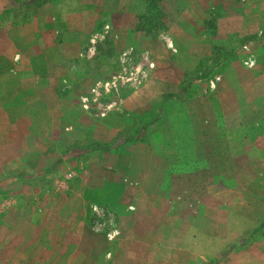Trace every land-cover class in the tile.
<instances>
[{
	"label": "rangeland",
	"instance_id": "374dc122",
	"mask_svg": "<svg viewBox=\"0 0 264 264\" xmlns=\"http://www.w3.org/2000/svg\"><path fill=\"white\" fill-rule=\"evenodd\" d=\"M157 5L165 29L144 31L142 0H0V264H264V49H248L264 43V0ZM200 19L214 54L196 71L200 26H170ZM222 56L262 85L223 95ZM129 138L158 167L137 150L118 170L144 185L108 186L121 202L107 204L94 184L115 169L88 167L90 151ZM142 191L176 211L123 199Z\"/></svg>",
	"mask_w": 264,
	"mask_h": 264
},
{
	"label": "crops",
	"instance_id": "0c3cea01",
	"mask_svg": "<svg viewBox=\"0 0 264 264\" xmlns=\"http://www.w3.org/2000/svg\"><path fill=\"white\" fill-rule=\"evenodd\" d=\"M239 3V2H238ZM190 4V3H189ZM241 6H243L242 3H239ZM191 5V4H190ZM188 6V5H187ZM198 6H202V4H199ZM180 22L176 23L175 25L173 24L172 26H170V29L173 30L174 28L178 27L181 28L180 30H186L187 28H190L192 25L198 27L200 26V30L198 31V33L195 35H193L194 37H196L197 40H199V47L198 48H189L186 49L187 52L189 53L188 56L190 58H192V64L189 67L194 68V66L197 63V60L200 58H204L210 55V51H211V38H210V32L208 31V28H206L203 24V20L200 19V22H186L184 20H179ZM220 29L224 32V33H233L235 31H238L237 28H235L234 26L232 27H226L223 28V26L220 25ZM256 29V28H255ZM255 29H250L247 31H243L241 33H244L243 35L250 32H254L256 31ZM218 30H219V26H218ZM186 32V31H184ZM264 43H255V44H251L250 46H248V49L251 50L253 52V55H255V57L257 55H260L261 51H263ZM231 76V77H230ZM258 76H261L260 74ZM230 78H232L233 80H231ZM221 80H222V84H223V95H225L226 93L230 92V91H242V90H247V89H252L255 88L256 86L260 87V83L256 82L257 78H254L253 81L244 84L239 82L238 77L234 71V68L231 66V64H227L221 71ZM238 88V90L235 91V89ZM219 108L220 107H224V104H222V101L219 100ZM143 104L140 102H132V103H128L126 104L125 109H134L137 107H141ZM224 111V109H222V112ZM221 122L225 123L226 122V116H225V112L222 113V116H220ZM186 122L189 124L190 128L193 129L195 127V125H193L191 123V120H186ZM239 124V122H238ZM137 132H133L132 135L136 134ZM197 134L191 135V138L194 139L196 138ZM223 138V136H221ZM132 140H134V138H131ZM129 139H125L124 141H120L118 144H116V146H110L107 145L104 147V149H97V147H95L94 150L90 151L91 156L89 157V163L87 164L88 167H90L91 163L96 164V165H109L112 164L113 166H111L112 168L115 169V171L113 172L115 174L116 180H101L99 182H96L94 184V188L96 190H98L99 192L104 194V202L105 203H118L121 202V200H115L113 198H111L109 196V194L106 191V188L108 186H118V187H131L133 185H135V187H139L142 186V184L144 185V181L138 182L136 179V181H134L132 178H130L128 176L127 173H125V175L123 176V173H121V169L122 167L126 168V166L129 165V160L130 158L138 151L137 150H144L146 149V154L147 156V162L152 164V168L153 170H157L158 165L157 161L158 158L156 157V155H158V149L155 147H148L142 144V146L140 145L141 143H135V145H126L127 143H129ZM151 149V150H150ZM165 150V149H163ZM235 152V151H234ZM136 153V154H137ZM169 153H172L171 150H169ZM162 154V153H159ZM127 156H129V158H127ZM133 162V161H130ZM138 168V167H137ZM120 171H119V170ZM128 168H126L127 170ZM140 169V168H138ZM125 170V171H126ZM143 173V175L146 174V172L148 171V167L144 168V169H140ZM146 170V171H145ZM122 176V178H121ZM147 177V176H145ZM125 178V179H123ZM158 185H161V182H158ZM127 193V191H126ZM123 199L126 200L127 202H150L151 206L154 207L156 210H158V213H164V215L173 212L174 213V209L176 211L177 207L175 205H172V203L174 204L173 200L174 198L171 197L170 195H145L143 193V191L141 192V194H136V195H126L123 194ZM152 203H162L163 205H156L153 206ZM169 205V206H168ZM168 206V207H167ZM111 211L113 212V214H115V216L118 218L119 214L123 213V207L121 206H110ZM184 210V209H183ZM185 211V210H184ZM163 219H165L163 217ZM120 228V233L122 234L123 230ZM203 232L205 233L206 231H202L201 234H203ZM145 248H140L139 250L136 249H131L129 253H134L137 251H141L143 252ZM125 252V250L123 249H119ZM136 257H140L139 254H136Z\"/></svg>",
	"mask_w": 264,
	"mask_h": 264
},
{
	"label": "trees",
	"instance_id": "16d2710c",
	"mask_svg": "<svg viewBox=\"0 0 264 264\" xmlns=\"http://www.w3.org/2000/svg\"><path fill=\"white\" fill-rule=\"evenodd\" d=\"M157 1L158 0H142V2L144 3V6H142V11H141V14H140V17L143 19H146L147 20V24L144 26L143 25V21L140 22L139 24H137V28L138 30H148V29H156V28H161L162 30L165 29V26L164 25H161V23H159L158 19L160 17H162V12L159 8V6L157 5ZM158 21V22H157ZM211 31L210 34L214 33V29L213 27H211ZM244 39H246V36H244ZM214 54V51H213V47H212V44H211V51H210V55H213ZM209 55V56H210ZM208 57V56H207ZM207 57H204V58H207ZM222 63L219 64V61L218 62H214V64L216 65V67L218 68L217 71L219 70H222L229 62L230 60L232 59L231 56H222ZM216 60V59H214ZM200 61V60H198ZM199 62L196 63L195 65V70L198 71V67H199ZM216 71V72H217ZM209 73H207L206 75H204V77H200L202 79H204L206 76H208ZM136 131V130H135ZM137 132V131H136Z\"/></svg>",
	"mask_w": 264,
	"mask_h": 264
},
{
	"label": "built area",
	"instance_id": "2783aa9c",
	"mask_svg": "<svg viewBox=\"0 0 264 264\" xmlns=\"http://www.w3.org/2000/svg\"><path fill=\"white\" fill-rule=\"evenodd\" d=\"M252 62L250 61V64H251Z\"/></svg>",
	"mask_w": 264,
	"mask_h": 264
}]
</instances>
